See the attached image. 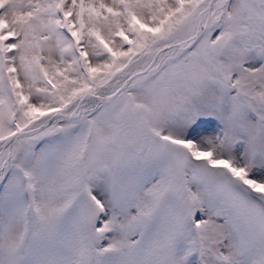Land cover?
Instances as JSON below:
<instances>
[{
	"label": "snow or ice",
	"instance_id": "obj_1",
	"mask_svg": "<svg viewBox=\"0 0 264 264\" xmlns=\"http://www.w3.org/2000/svg\"><path fill=\"white\" fill-rule=\"evenodd\" d=\"M0 264H264V0H0Z\"/></svg>",
	"mask_w": 264,
	"mask_h": 264
}]
</instances>
